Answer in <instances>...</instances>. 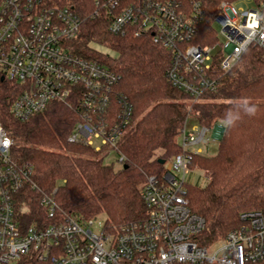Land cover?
Listing matches in <instances>:
<instances>
[{
  "label": "built area",
  "instance_id": "built-area-1",
  "mask_svg": "<svg viewBox=\"0 0 264 264\" xmlns=\"http://www.w3.org/2000/svg\"><path fill=\"white\" fill-rule=\"evenodd\" d=\"M63 1L0 0V74L19 90L11 114L25 122L52 103L64 104L79 116L70 143L118 153L133 106L118 92L120 76L110 66L75 52L86 18ZM242 3L246 7H239ZM213 10L210 0H95L91 17L105 19L112 35H146L165 49L167 81L195 104L218 90L221 77L248 49L264 48V0H221ZM210 17L213 28L220 27L219 39L194 42ZM191 120L181 130V153L166 161L161 176H149L140 192L146 217L117 232L105 221L98 233L96 218L61 210L54 198L58 187L52 195L39 190L33 166L14 160L13 139L0 123V264L26 257L50 264H264L260 211L243 213L241 227L213 253L197 241L206 221L190 208L186 177L194 171L193 156L220 142L224 126H191ZM125 160L119 154L121 165ZM27 187L40 191L39 206L50 223L22 226L21 214L29 206L19 196Z\"/></svg>",
  "mask_w": 264,
  "mask_h": 264
},
{
  "label": "trees",
  "instance_id": "trees-1",
  "mask_svg": "<svg viewBox=\"0 0 264 264\" xmlns=\"http://www.w3.org/2000/svg\"><path fill=\"white\" fill-rule=\"evenodd\" d=\"M215 10L221 0H210ZM95 0H64L86 18L75 52L110 66L119 76L117 90L132 104L134 117L130 129L118 144V154L126 160L121 169L106 164L93 147L70 143L79 116L64 104L55 102L46 111L23 122L11 114L19 90L0 74V123L13 139L11 155L19 164L34 168L33 183L52 195L66 214L82 219L106 215L107 227H121L146 217L140 192L151 175L161 176L160 160H171L181 153L180 134L188 117L213 128L223 124L215 155L193 156V166L207 173L206 187L188 186L192 212L206 221L197 241L213 247L232 230L241 227V215L264 214V48L252 47L240 63L221 77L218 90L200 103L189 98L167 81L170 54L154 45L149 36L112 35L105 19L91 17ZM214 10L212 12H214ZM194 42L205 45L208 38L217 42L210 17ZM101 44L116 56L94 50ZM247 109H254L248 114ZM40 191L27 187L19 196L27 212L21 215L23 227L48 224L39 206ZM16 264H50L26 257Z\"/></svg>",
  "mask_w": 264,
  "mask_h": 264
},
{
  "label": "rangeland",
  "instance_id": "rangeland-1",
  "mask_svg": "<svg viewBox=\"0 0 264 264\" xmlns=\"http://www.w3.org/2000/svg\"><path fill=\"white\" fill-rule=\"evenodd\" d=\"M239 7H246V3H242ZM215 29L219 32L220 31V27L218 25H215ZM219 39V37H218ZM92 48L94 50H96L97 52L104 54V55H108L110 57H115L116 53L113 52L112 50H110L109 48L101 45V44H96V43H92L91 44ZM190 105L193 104L192 102H189ZM190 119H192L189 124L192 126L193 124H195V121L193 120L192 117H190ZM224 126V125H223ZM180 141V139H179ZM98 144V142H97ZM205 151V154L207 155H215L218 152V148H219V141L213 142L209 145V147H200ZM101 156L104 158V162L106 164L109 165H113L115 169H121V167L123 165L120 164L119 162V154L116 151L113 150H109L106 149L102 152ZM209 180L207 178V173L206 171H204L203 169H200L198 167H194V171H192L191 173H189L186 177V185L188 186H197L200 188H204L208 185ZM106 221V215L105 214H101L99 216L96 217L95 220V226L93 227L94 232L98 233L101 231L102 228V224L105 223ZM101 223V224H99ZM219 245H215L213 247L210 248V252L213 253L214 251H216L218 249Z\"/></svg>",
  "mask_w": 264,
  "mask_h": 264
},
{
  "label": "clouds",
  "instance_id": "clouds-1",
  "mask_svg": "<svg viewBox=\"0 0 264 264\" xmlns=\"http://www.w3.org/2000/svg\"><path fill=\"white\" fill-rule=\"evenodd\" d=\"M247 111H248V114L250 115L254 114V109H247Z\"/></svg>",
  "mask_w": 264,
  "mask_h": 264
},
{
  "label": "water",
  "instance_id": "water-1",
  "mask_svg": "<svg viewBox=\"0 0 264 264\" xmlns=\"http://www.w3.org/2000/svg\"><path fill=\"white\" fill-rule=\"evenodd\" d=\"M159 162L161 165H164L166 163V160L161 159Z\"/></svg>",
  "mask_w": 264,
  "mask_h": 264
},
{
  "label": "snow or ice",
  "instance_id": "snow-or-ice-1",
  "mask_svg": "<svg viewBox=\"0 0 264 264\" xmlns=\"http://www.w3.org/2000/svg\"><path fill=\"white\" fill-rule=\"evenodd\" d=\"M5 143H7V141H5Z\"/></svg>",
  "mask_w": 264,
  "mask_h": 264
}]
</instances>
